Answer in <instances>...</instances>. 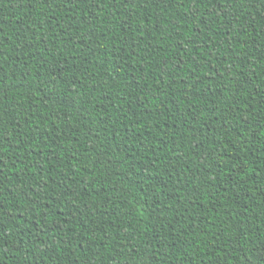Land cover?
<instances>
[{
  "label": "trees",
  "instance_id": "1",
  "mask_svg": "<svg viewBox=\"0 0 264 264\" xmlns=\"http://www.w3.org/2000/svg\"><path fill=\"white\" fill-rule=\"evenodd\" d=\"M0 264H264V0H0Z\"/></svg>",
  "mask_w": 264,
  "mask_h": 264
}]
</instances>
